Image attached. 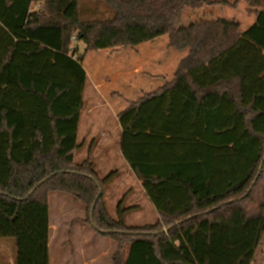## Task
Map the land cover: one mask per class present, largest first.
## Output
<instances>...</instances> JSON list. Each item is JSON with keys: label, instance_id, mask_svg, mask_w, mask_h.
<instances>
[{"label": "trees", "instance_id": "1", "mask_svg": "<svg viewBox=\"0 0 264 264\" xmlns=\"http://www.w3.org/2000/svg\"><path fill=\"white\" fill-rule=\"evenodd\" d=\"M83 1L0 0V240L15 241L13 264H50L55 192L92 205L94 230L119 244L112 264H253L264 238V10L192 66L199 44L176 34L186 8L241 0H99L107 19H84ZM165 36L188 55L118 116L122 155L159 214L134 230L123 202L117 219L101 206L115 174L99 180L91 151L75 161L84 62Z\"/></svg>", "mask_w": 264, "mask_h": 264}, {"label": "rangeland", "instance_id": "2", "mask_svg": "<svg viewBox=\"0 0 264 264\" xmlns=\"http://www.w3.org/2000/svg\"><path fill=\"white\" fill-rule=\"evenodd\" d=\"M211 1H228L235 2L237 0H211ZM228 8L229 15L238 16L241 13L235 12ZM81 12L84 19H107L113 16V11L102 1L84 0L81 6ZM151 45V43H147ZM155 44L147 51H143L145 57L142 58V49L128 48L122 51H102L100 53L91 52L86 60V70L91 80L98 79L97 83L105 88H114L116 85L130 86L135 85L138 77H147V69L144 66L153 65L151 62L152 54H164V62L171 61V57L177 58L179 52L169 51L168 37L152 43ZM80 52H84L85 46L79 44ZM135 51V54L131 53ZM127 54L124 58L125 63L118 65L119 59L115 54L120 52ZM117 52V53H116ZM170 52V56H169ZM176 52V53H175ZM141 57V62L137 56ZM124 56V55H123ZM121 57L118 55V58ZM174 58V59H175ZM145 59V60H144ZM174 59L172 62H174ZM179 59V58H178ZM142 61H148L144 64ZM178 61V60H177ZM163 65V64H162ZM153 71H162L163 66L158 68L155 66ZM157 72V73H158ZM95 82V81H94ZM90 83L87 84L84 91L85 108L82 113L80 125V134L78 138L79 144H84L75 155V161L82 163L89 157V149L93 140L98 145L95 152L92 153V159L98 173V179L102 180L108 175L114 173L113 180L102 186V207L107 214L114 219L118 218V206L123 202L122 206L130 209L124 216V221L129 229H140L158 223L157 211L146 193L143 186L138 183V179L127 172L128 165L120 155L119 136L116 132L118 121L114 113L119 111L121 107L120 101L104 102L98 100V106L106 107L108 119L106 124L107 136L101 138V131L94 129L89 123L87 112L92 105L90 95ZM109 93L112 98L116 99L119 93H115L110 89ZM112 92V93H111ZM126 96L127 90H124ZM108 93V94H109ZM132 97V96H130ZM49 217H50V264H112L113 256L119 248V244L100 233L96 232L90 221L92 205L76 200L74 197L65 193L55 192L49 195ZM16 253L15 241L13 239L0 240V262L3 264H13ZM126 251L124 252V254ZM253 264H264V238L259 247Z\"/></svg>", "mask_w": 264, "mask_h": 264}, {"label": "crops", "instance_id": "3", "mask_svg": "<svg viewBox=\"0 0 264 264\" xmlns=\"http://www.w3.org/2000/svg\"><path fill=\"white\" fill-rule=\"evenodd\" d=\"M228 8L229 7L222 5L209 6L204 3H191L186 8L183 15V22L177 28L176 34L180 42L197 41L199 44L200 51L198 55H196L195 58L191 61L190 65L195 66L201 63L208 62L212 57H214L219 52L230 46L238 37L242 35V33L247 31L252 25H254L257 20V16L262 10H264V0H241L238 7L236 9H233L235 12L241 13L238 16L227 14ZM154 45L155 44L152 45V43L151 45L145 43L132 49H137V48L142 49V52L140 51V53H142V58H143L145 57L143 51H147L149 48L153 47ZM102 51H108L112 53L115 50L110 49V50H102ZM102 51L95 53H100ZM169 51H173V52L176 51L179 52L180 54L177 58L171 57V61H169L168 64L167 62H164V57L165 58L167 57L164 56V54H160L157 52L156 54L155 53L152 54L151 62L153 65L144 66V69H147L148 76L138 77V79L135 80V85L132 86H130L128 83L125 86L116 85L114 88H112L111 86L110 88L107 89L104 86L97 84L100 82L98 79L91 80L90 76L88 75L86 86L88 83H90L89 91L92 98V105L87 112L88 121L93 125L94 129L98 128L101 131V138L102 137L106 138L107 136V131L105 129L108 119V114L106 109L108 105L105 104V106H98V100H103L105 103L108 102L109 100L112 101L116 100V101H120L119 103H121L120 104L121 107H119L118 109L119 111L115 112L114 116L118 121V126H116L115 130L116 132L118 131L120 155L123 160L124 157L122 155L121 144H120L121 127L119 124L118 116L125 108H127L128 101H136L142 98L143 96H145L146 94L156 91L157 89L162 87L166 82L171 81L173 79L174 73L179 63L181 62L182 59H184L188 55L189 49L177 51L173 48H170ZM90 53H88V55ZM123 53H128V52L125 51V52H120L119 54H115L117 55L116 59H119V61L122 60V62H119L118 65H122L123 63H125L124 58L128 56L127 54H123ZM131 53L135 54V51L131 50ZM88 55L84 62L85 69L87 66L86 60L88 58ZM118 55H120L121 57L118 58ZM169 56H170V52H169ZM137 59H139L140 62L142 60L141 57H139V54L137 56ZM173 59L174 62H172ZM142 62H144V64L145 62L146 64L148 63V61H142ZM155 66L157 68L159 66H163V69H161L162 71L160 72L153 71L152 68ZM110 89H113L112 91L115 93H119L116 99L112 98V95L109 93V91H111ZM124 90H127V94H129L132 97L126 96ZM84 108H85V100H84V107L81 112L80 125H81L82 113L84 111ZM80 125L78 131V138L80 134ZM80 145H82V148H84L85 143ZM97 145L98 143L95 140H93L89 150L92 153H94ZM127 169H128L127 170L128 173H132V175H134L129 165ZM138 183L142 185L141 181L139 180ZM157 217L159 219L158 212H157Z\"/></svg>", "mask_w": 264, "mask_h": 264}]
</instances>
